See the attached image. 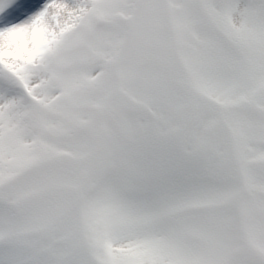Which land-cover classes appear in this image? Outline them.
Wrapping results in <instances>:
<instances>
[{
	"label": "snow or ice",
	"instance_id": "1",
	"mask_svg": "<svg viewBox=\"0 0 264 264\" xmlns=\"http://www.w3.org/2000/svg\"><path fill=\"white\" fill-rule=\"evenodd\" d=\"M0 264H264V0H0Z\"/></svg>",
	"mask_w": 264,
	"mask_h": 264
}]
</instances>
